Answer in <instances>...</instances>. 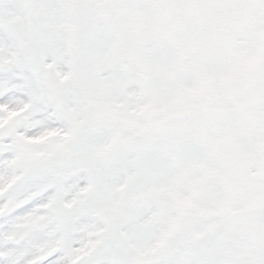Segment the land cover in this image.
Wrapping results in <instances>:
<instances>
[{"label":"snow or ice","instance_id":"6c2138e0","mask_svg":"<svg viewBox=\"0 0 264 264\" xmlns=\"http://www.w3.org/2000/svg\"><path fill=\"white\" fill-rule=\"evenodd\" d=\"M0 264H264V0H0Z\"/></svg>","mask_w":264,"mask_h":264}]
</instances>
